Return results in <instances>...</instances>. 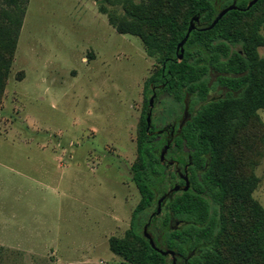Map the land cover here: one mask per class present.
Here are the masks:
<instances>
[{
  "label": "rangeland",
  "instance_id": "1",
  "mask_svg": "<svg viewBox=\"0 0 264 264\" xmlns=\"http://www.w3.org/2000/svg\"><path fill=\"white\" fill-rule=\"evenodd\" d=\"M14 1L0 0V264H130L110 239L139 243L130 233L141 200L131 167L144 84L163 53L121 33L109 14L119 22L128 11L143 14V6L181 21L186 6L25 0L15 34L8 22ZM263 11L264 4L243 25ZM257 51L264 58V45ZM226 91L215 85L208 99ZM228 151L236 176L251 182L253 201L264 208V108Z\"/></svg>",
  "mask_w": 264,
  "mask_h": 264
},
{
  "label": "trees",
  "instance_id": "2",
  "mask_svg": "<svg viewBox=\"0 0 264 264\" xmlns=\"http://www.w3.org/2000/svg\"><path fill=\"white\" fill-rule=\"evenodd\" d=\"M250 1L237 0L245 9L229 10L209 29L220 9L233 0H176L186 6L181 21L175 13L146 14L143 6H138L143 14L128 11L119 22L109 14L121 33L137 35L148 50L163 53L162 66L144 84L137 159L131 167L141 200L130 233L139 243L110 239L111 250L130 264H173V256L161 250H174L177 264H264V208L253 201L251 182L236 176L237 161L228 151L264 108V58L257 51L264 45V11L250 27L243 25L264 0L247 8ZM14 2L8 22L16 34L26 1ZM196 15L203 26L190 33L180 59L178 44ZM213 72L218 74L214 83ZM215 85L227 91L208 99ZM185 108L191 117L170 139L167 155L188 162L190 186L175 191L158 212L162 190L174 183L185 186L176 167L165 165L159 153L167 144L164 129L177 122L175 117ZM178 221L183 224L174 227ZM144 226L152 231L155 246ZM192 250L195 253L186 259Z\"/></svg>",
  "mask_w": 264,
  "mask_h": 264
},
{
  "label": "water",
  "instance_id": "3",
  "mask_svg": "<svg viewBox=\"0 0 264 264\" xmlns=\"http://www.w3.org/2000/svg\"><path fill=\"white\" fill-rule=\"evenodd\" d=\"M256 1H257V0H251V1L249 2V4H248V7H247V8H249L250 6H252ZM237 7H238V6H237V0H233L232 4L229 5V6H227V7L224 8L223 10H221V12L218 14V16H217V17L212 21V23H211L209 26H207L206 28H208V29H209V28H212V27H213V26L219 21V19L225 15V13H227L229 10L237 9ZM199 19H200V16H199V15H196V16H194V17H192V18L190 19V24H189V27H188L187 33H186L184 39L181 40V42L178 44V47H177V57H179L180 59L183 57V54H184V50H185V49H184V45H185L186 41L188 40L190 33L196 28V22H198ZM152 100H153V97H151L150 102H152ZM149 116H151V111H149ZM190 117H191V113L189 112L188 108H185L183 118H182V120H181V122H180V128L184 125V123H185ZM162 131H163V130L161 129V130H159L158 132H159V133H162ZM170 143H171V141L168 140V141H167V144L163 147V149H162V151H161V153H160V159H161V160H164V159H165V156H166V153H167V151H168V149H169ZM189 159H190V163H191V161H192V160H191V156H189ZM169 162H170V163H173L172 160H169ZM184 179H185V186H184L183 188H185V189H186V188H189L190 183H189L188 176H187V175H184ZM179 189H180V185L177 184V185L174 186V189L171 188L170 191H172V190L177 191V190H179ZM161 199H162V198H161ZM160 210H161V204L158 205V212H160ZM178 224H179V221L177 222L176 225H178ZM175 227H177V226H175ZM145 235H146V237L149 239L150 243H151L153 246H155V241H154V239L151 237L150 234L147 233V226H145ZM157 249H159V248L157 247ZM161 251H162V253L165 254V255H168V254H169V255L173 256V264H177V263H176L177 256H176V253H175L174 250H161ZM194 253H195V250L190 251V253H189L188 256L186 257V259L189 258V257H191Z\"/></svg>",
  "mask_w": 264,
  "mask_h": 264
},
{
  "label": "flooded vegetation",
  "instance_id": "4",
  "mask_svg": "<svg viewBox=\"0 0 264 264\" xmlns=\"http://www.w3.org/2000/svg\"><path fill=\"white\" fill-rule=\"evenodd\" d=\"M229 5H231V4H229ZM229 5H227V6H229ZM226 7H223L222 9H220V11L218 12V14L221 12V10H223ZM237 9H243L244 10L245 8L237 7ZM218 14H217V16H218ZM201 26H203L202 23L196 22V27H201ZM183 115H184V112H183ZM182 118H183V116H182ZM181 120L179 122H174L172 125H169L167 128L164 129V135H165L166 142L168 140H170L171 138H173L177 134V131H178L177 129L180 128V122H181ZM163 146L161 147L159 153H161V151L163 149ZM169 160H172L173 163H170ZM162 162L165 165H167V166L170 164V165H173L174 167H176V171H177L178 177L180 179H183L184 182H185L184 175L187 174L185 172V169H187V171H188V178H189V170H188L189 166H187L188 162L183 157L182 158H180V157H171V156L167 155V153H166L165 159L162 160ZM177 184L179 185L180 183H174L167 190H162L161 195H160V197L158 199V205L159 204H161V205L163 204L164 205L167 202V200H169L170 196L175 192V190L170 191V189L171 188L174 189V186L177 185ZM180 189H183V186L182 185H180ZM176 224L173 223V226L174 227L175 226L180 227L183 223L182 222H179L178 225H176ZM144 233H145V226H144ZM148 234H150V233H148ZM151 237H152V235H151Z\"/></svg>",
  "mask_w": 264,
  "mask_h": 264
}]
</instances>
